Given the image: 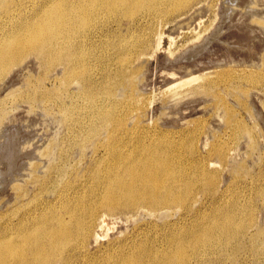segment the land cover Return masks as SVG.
Returning <instances> with one entry per match:
<instances>
[{
	"label": "bare ground",
	"instance_id": "bare-ground-1",
	"mask_svg": "<svg viewBox=\"0 0 264 264\" xmlns=\"http://www.w3.org/2000/svg\"><path fill=\"white\" fill-rule=\"evenodd\" d=\"M209 1L0 0V11H5L0 12V19L2 14L7 18L0 22V82L12 66L28 61L40 66L41 74L26 81L25 98L52 105L54 110L47 114L56 117L69 142L66 148L58 141L36 151L33 156L41 161H23L27 169L25 165L12 169L20 164L16 163L20 156V161L25 157L24 149L17 156L9 151V158L2 154L8 159L4 161L9 166L4 169L6 175L15 173L9 184L12 201L0 200L6 209L0 216V264H198L207 254L198 247L239 243L254 215L252 209L239 208L236 201L226 207L213 205L208 214L191 211L192 221L179 228L172 224L159 242L132 236L103 243L111 226L105 215L139 212L163 218L170 207H185L199 182L204 193L216 188V172L206 170L207 165L195 158V135L186 143L190 160L179 145L156 138L150 143L135 138L128 152L122 135L126 115L131 109L139 110L138 60L149 46L147 37L128 39L121 34L122 28L153 30L154 15L176 19L190 10L197 12L200 5L210 7ZM256 1L249 0L243 14H250L251 23L264 30V16H259ZM139 10L143 12L137 18ZM50 76L56 85L46 90L44 83ZM232 77L226 73L221 79H209L203 89L213 94L221 81ZM245 80L264 85V74L248 73ZM216 107L225 112L228 122L234 121L219 99ZM2 108L0 102V121L5 118ZM70 146L80 152L88 149L95 156L100 150L105 152L92 169L82 171L89 177H84L89 188L81 190L79 172L67 169ZM28 147V151L33 148ZM214 152L218 159L224 158L221 147ZM79 156L83 158L84 152ZM3 177L0 174L1 191L5 190ZM256 195L264 197V188Z\"/></svg>",
	"mask_w": 264,
	"mask_h": 264
},
{
	"label": "rangeland",
	"instance_id": "rangeland-1",
	"mask_svg": "<svg viewBox=\"0 0 264 264\" xmlns=\"http://www.w3.org/2000/svg\"><path fill=\"white\" fill-rule=\"evenodd\" d=\"M209 2L210 7L200 5L195 9L197 12L190 10L186 16L176 19L154 15L153 30L148 26L122 28L121 34L127 35L128 39L147 37L149 40L148 48L140 52L143 58L138 60L142 81L136 94L140 99L139 110L127 111V128L122 135L128 144V152L135 138H144L145 143L156 138L179 145L183 156L188 155L186 143L195 135V158L207 165L204 166L206 170L216 172V188L204 193L202 182H199L186 206L170 207L163 218L139 212L124 215L101 213L111 223L103 243L132 236L159 242L172 224L179 228L192 221V212L208 214L213 205L224 204L222 207H226L236 201L239 208L252 209V224L247 225L238 244L233 242L223 247L211 244L208 249L198 247L199 252L207 253L198 264H264V197L256 195L260 188H264V85L245 80L248 73L264 74V30L251 23L250 14H243L249 0H230L231 4L229 0ZM223 2L229 3L230 8ZM256 2L261 9L258 14L263 17L264 0ZM141 12L135 13L137 18ZM1 21H7L6 14L1 15ZM28 62L12 66L0 82L1 117L5 115L0 121V174L5 179L0 200L7 199V202L12 201L9 184L10 176L15 173L12 171L6 175L9 166L4 161H8L7 158L13 154L17 156L24 149L23 153L27 152L23 155L25 157L20 161L21 156H18L16 163L20 164L12 168L24 169L23 161H41L33 154L47 144L60 141L62 148L69 145L67 132L58 127L56 117L50 118L47 114L54 110L53 106L32 103L25 98L28 94L26 81H32V77L36 78L42 72L35 63L29 62L31 67H27ZM226 73L233 76L229 81H221L213 94L204 91L207 80L221 79ZM55 85L54 76H50L45 80L44 89L50 90ZM218 99L233 115V122H228L225 112L216 107ZM121 114H125V110ZM105 132L102 130L101 140L106 138ZM5 143L8 144L3 150ZM31 145L33 148L28 151L26 147ZM219 147L225 151L223 159L215 156L214 149ZM78 149L70 146L66 165L67 169L79 172L82 190L90 187L85 179L89 177L84 175L83 169H92L96 162L92 163L104 158L105 152L100 150L95 156L84 149L83 159ZM29 193L32 194L33 190ZM5 210L0 205V216Z\"/></svg>",
	"mask_w": 264,
	"mask_h": 264
}]
</instances>
